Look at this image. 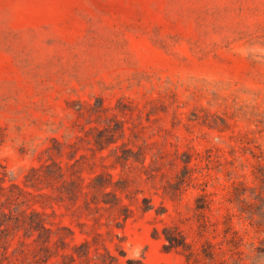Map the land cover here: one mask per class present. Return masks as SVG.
<instances>
[{
  "label": "rangeland",
  "instance_id": "1",
  "mask_svg": "<svg viewBox=\"0 0 264 264\" xmlns=\"http://www.w3.org/2000/svg\"><path fill=\"white\" fill-rule=\"evenodd\" d=\"M0 264H264V0H0Z\"/></svg>",
  "mask_w": 264,
  "mask_h": 264
}]
</instances>
